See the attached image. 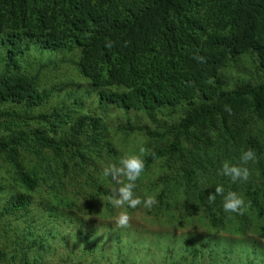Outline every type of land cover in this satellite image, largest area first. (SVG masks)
Segmentation results:
<instances>
[{"label": "trees", "instance_id": "trees-1", "mask_svg": "<svg viewBox=\"0 0 264 264\" xmlns=\"http://www.w3.org/2000/svg\"><path fill=\"white\" fill-rule=\"evenodd\" d=\"M0 40L8 57L5 63L0 59V106L13 108L0 111V264H40L32 253L52 243L56 223L75 220L71 211L82 201L84 209L110 211L102 203L109 201L114 182L103 176L99 163L81 155L89 140L100 147L102 161L119 157L110 140V105L143 112L158 125L156 131L146 130L157 148L146 166L169 157L170 171L153 182L168 187L156 191L153 208L160 210L175 211L168 201L180 202L184 210L190 204L183 193L197 186L199 165L192 161L188 167L182 159L184 141L211 148V135L220 127L223 137L235 138L234 129L242 132L255 118L264 122V0H0ZM41 50L48 62H71L90 80L86 90L97 95L94 109L87 104L89 93L77 97L69 91V103L64 97L60 101L64 108L33 114L52 95L41 92L33 62L25 58L39 57ZM246 53L258 60L250 63L262 77L228 89L223 70ZM180 108L178 120H157L159 110L169 116ZM246 143L257 157L263 154L260 140ZM260 181L245 197L263 217L262 176ZM219 200L208 204L214 222ZM36 202L45 216L39 225H26ZM39 226L44 235L35 231Z\"/></svg>", "mask_w": 264, "mask_h": 264}, {"label": "rangeland", "instance_id": "rangeland-1", "mask_svg": "<svg viewBox=\"0 0 264 264\" xmlns=\"http://www.w3.org/2000/svg\"><path fill=\"white\" fill-rule=\"evenodd\" d=\"M0 44L5 43L0 40ZM44 54L46 52L41 50L39 57L31 56L32 54L25 55L27 60L33 62L32 74L38 75L41 92H52L48 99L32 109L35 115L48 111L52 106L64 108L60 101L64 97V102L69 103L65 99L69 91L77 97L89 93L86 88L90 86V80L81 75L75 64L71 62L60 64L54 59L48 62L42 56ZM250 56L251 53L235 56L223 70L224 85L228 89L242 82L258 81L262 77L257 65L250 63V60H258ZM6 57L5 52L0 49V59L3 58L4 63L8 58ZM87 99V104L94 109L98 104L97 95L89 93ZM11 110H13L11 103L0 106V111ZM166 112L167 110H159L157 120L176 121L183 114V109L180 108L169 116ZM107 120L112 134L110 140H113L114 147L120 154L119 157L125 151L138 152L140 147L148 150L144 157L145 171L137 182V192L141 195L145 193L156 195V191L168 189L153 182L170 171L167 167L169 157L146 166L147 157L157 149L155 144H150L146 130L156 131L158 125L143 112L125 111L114 104L110 105ZM130 125L140 130L130 132L121 129V126ZM221 134V127L217 132L212 133L211 148L195 140L182 143L184 149L182 159L186 165L192 167V161H196L199 165L196 188L183 193L190 204L184 210L180 211L183 208L180 202L173 201H168L167 206H172L175 211L167 207L161 210L155 207L151 212L142 207L132 209L129 211L133 216L130 226L116 228L114 217L119 210L114 209L109 201L102 203L110 208V211L105 213H98L96 209H84V201H82L75 210L71 211V214L74 213L71 219L76 216L75 220L72 222L62 220L56 223L51 230L52 234H56L52 243L46 242L45 248L35 250L32 254L37 255L40 264H264V216H257L252 207L243 215L225 213L220 197L216 209L217 220L214 222L209 216L207 200L208 195L215 191V186L222 184L225 191H236L248 202L245 197L247 189L257 188L263 184L260 180L261 176L264 178V151L255 162L248 165L251 177L247 183H232L228 177L219 175L218 171L225 159L235 163L241 152L250 148L246 140L256 138L264 148V122L255 118L244 127L242 132L237 128L234 129L235 138L228 135L223 137ZM89 142L85 140L81 148L86 152L84 155L81 154L84 160L95 161L101 168L118 160L119 157L109 159L106 156L105 161H102L104 156L100 147L97 144L90 145ZM212 162L218 163L213 167ZM34 163L38 164L39 161L36 159ZM176 169L181 171L178 163ZM179 184L183 185L184 181L179 180ZM40 196L46 197L45 194ZM8 198L6 197L5 200ZM29 208L27 221L24 222L29 225L33 221L34 225H39L40 219L45 216L44 211L37 202ZM190 209H192L191 214L186 218ZM170 211H173L176 217H172ZM25 212L26 210L23 211L22 216ZM85 217L89 218L84 219ZM39 228L34 230L38 235H44V229L40 226ZM50 244L52 245L49 246ZM43 253L46 254L45 257H42ZM91 257L96 261L92 262Z\"/></svg>", "mask_w": 264, "mask_h": 264}, {"label": "clouds", "instance_id": "clouds-1", "mask_svg": "<svg viewBox=\"0 0 264 264\" xmlns=\"http://www.w3.org/2000/svg\"><path fill=\"white\" fill-rule=\"evenodd\" d=\"M106 46H113L111 41L106 42ZM197 58V57H194ZM200 62H205L204 57H198ZM148 150L140 147L138 152H123L118 160L109 163L103 168V176L110 177L114 186L110 189L111 194L108 197L109 202L114 209L119 210L114 217L116 228H127L133 216L128 209L143 208L151 211L158 203L155 194H139L137 192V182L141 179L145 171V155ZM257 159L256 152L249 148L241 152L237 162L233 163L225 159L218 171L221 176H226L232 183H247L251 177V170L248 167L250 163ZM217 196L222 198V207L225 213H234L237 215L245 214L251 207L250 202H246L243 195L233 190L225 191L222 184L215 186V191L207 197L208 203H215ZM85 217L84 219H88Z\"/></svg>", "mask_w": 264, "mask_h": 264}]
</instances>
